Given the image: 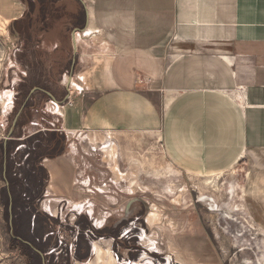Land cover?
<instances>
[{"label":"crops","instance_id":"1","mask_svg":"<svg viewBox=\"0 0 264 264\" xmlns=\"http://www.w3.org/2000/svg\"><path fill=\"white\" fill-rule=\"evenodd\" d=\"M69 2L71 14L84 17L83 26L69 32L74 69L56 112L69 141L66 151L43 159L48 183L39 209L57 218L64 208L75 217L86 212L95 229L104 225L107 195L91 185L98 183L92 177L113 175L99 169L100 150L114 160L108 132L119 142L158 134L171 162L200 174L216 175L264 152V0ZM25 11L24 0H0V25ZM248 202L264 227V206ZM95 244L109 257L111 246L94 240V258L79 264L95 259ZM53 246L46 253L58 254Z\"/></svg>","mask_w":264,"mask_h":264},{"label":"rangeland","instance_id":"2","mask_svg":"<svg viewBox=\"0 0 264 264\" xmlns=\"http://www.w3.org/2000/svg\"><path fill=\"white\" fill-rule=\"evenodd\" d=\"M24 1V17L0 25V264H79L94 258V240L109 244L118 264H264V227L248 202L264 206V152L200 174L171 162L158 134L119 142L108 132L114 160L100 150L99 169L113 175L91 185L107 195L104 225L95 229L86 212L64 208L57 218L39 209L48 183L43 159L68 147L56 112L71 66L69 32L84 17L71 14L69 0ZM51 246L58 254L46 253Z\"/></svg>","mask_w":264,"mask_h":264},{"label":"bare ground","instance_id":"3","mask_svg":"<svg viewBox=\"0 0 264 264\" xmlns=\"http://www.w3.org/2000/svg\"><path fill=\"white\" fill-rule=\"evenodd\" d=\"M94 248H95V254H96V256H95V263H93V264H99L100 262H102V261L105 260L104 257H103V255L105 254V250L100 245H98V244H95V247ZM109 251L111 252V250H109ZM107 259L108 260L110 259V262H112V263H113V261L117 263V261L115 260V257L113 256V254H110ZM85 264H92V263H91V261H88Z\"/></svg>","mask_w":264,"mask_h":264},{"label":"water","instance_id":"4","mask_svg":"<svg viewBox=\"0 0 264 264\" xmlns=\"http://www.w3.org/2000/svg\"><path fill=\"white\" fill-rule=\"evenodd\" d=\"M72 39H73V43H74V53H76V37H75V31L73 32ZM73 69H74V64L72 63L71 66H70V70H69L70 74H71V72H73ZM69 76H70V78H68V79H71V75H69ZM67 97H68V96H66V97L64 98V100H66ZM53 98H55V97L53 96ZM54 100H56V99H54ZM64 100H63V101H64ZM63 101H60V102H63Z\"/></svg>","mask_w":264,"mask_h":264}]
</instances>
